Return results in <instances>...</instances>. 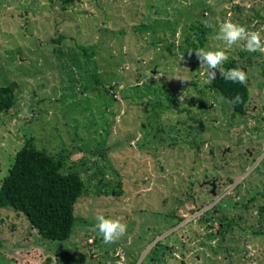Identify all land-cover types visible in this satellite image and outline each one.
Segmentation results:
<instances>
[{"label": "rangeland", "instance_id": "rangeland-1", "mask_svg": "<svg viewBox=\"0 0 264 264\" xmlns=\"http://www.w3.org/2000/svg\"><path fill=\"white\" fill-rule=\"evenodd\" d=\"M226 19L264 30V0H0V85L19 84L0 113V186L27 141L86 186L66 240L0 208V264H264L263 199L239 193L254 214L221 235L212 214L220 201L233 211L227 177L254 175L244 151L264 108V54L243 43L227 54L247 73L244 118L200 75L192 54L227 47ZM99 214L127 224L116 243L102 242Z\"/></svg>", "mask_w": 264, "mask_h": 264}, {"label": "trees", "instance_id": "trees-1", "mask_svg": "<svg viewBox=\"0 0 264 264\" xmlns=\"http://www.w3.org/2000/svg\"><path fill=\"white\" fill-rule=\"evenodd\" d=\"M206 29L200 28L203 35L206 34ZM59 36L55 41L65 37L61 33ZM201 43L203 44V40ZM194 54L195 52L192 55ZM230 67L242 68L236 58H229L224 64L225 70ZM206 86L229 101L239 95L240 103L230 102L233 111L235 114L247 112L251 101L247 83H232L217 73V78L206 83ZM18 87L17 81L0 85V113L16 104ZM64 161L63 157L39 149L31 141H27L16 152L15 162L0 186V208H11L25 214L41 237L51 240L70 238L76 220L75 208L86 188L84 179L78 172H62ZM3 244L0 226V249Z\"/></svg>", "mask_w": 264, "mask_h": 264}, {"label": "clouds", "instance_id": "clouds-1", "mask_svg": "<svg viewBox=\"0 0 264 264\" xmlns=\"http://www.w3.org/2000/svg\"><path fill=\"white\" fill-rule=\"evenodd\" d=\"M206 26H209L206 24ZM264 30H249L243 24L226 19L219 23L216 39L225 42L226 48L204 49L200 48L195 51L196 57L200 62L201 77H205V83H210L217 78V73L226 81L232 83L245 84L247 82V73L243 68L230 67L227 70L224 64L228 61L227 48L233 45L243 43L244 50L264 54ZM191 55V52H189ZM185 81V80H184ZM183 97H180L182 100ZM233 104L240 103L239 95L230 101ZM94 225L98 234L102 237V242L106 245L114 244L120 240L127 232V224L120 217L105 216L99 214L95 217Z\"/></svg>", "mask_w": 264, "mask_h": 264}, {"label": "flooded vegetation", "instance_id": "flooded-vegetation-1", "mask_svg": "<svg viewBox=\"0 0 264 264\" xmlns=\"http://www.w3.org/2000/svg\"><path fill=\"white\" fill-rule=\"evenodd\" d=\"M254 111H256L255 117H254V128H253V132L254 135H250V137H248V140L250 142V144L252 146H249L250 148H248L247 150H245L244 152H246V161L247 163L249 161H257V164H252L251 170L249 171L250 173L254 172V175L252 176V179H250L247 175L243 178V174H240L239 176H237L238 178L240 177V180H234L231 179L230 177H227V179L231 180L232 182L235 183V188L236 189V193L234 194V197H232V199H234L233 201H230V203L232 202V208L234 212H237L239 209L241 210V212H237V213H233L232 210H230V213L227 212V209L224 208L222 205V202L220 201V205L217 209L214 210V212L212 214H214L215 216H217L219 218V221H221L218 225L217 231H216V235H221V232L223 230H225L227 223L230 221L231 223H233V221H235L237 224L241 223V221H245L246 216H251L252 214H254V212H251L250 209V205L245 204L243 201V197L240 198L239 193H241L243 190L246 191H252L254 192V195L252 197V202L253 204L255 203V200L259 199H263L264 200V133L263 135H261L262 129H264V108H253ZM260 109L257 113V110ZM248 112V110H247ZM247 112L242 114V113H237L239 116H241L242 118H244L247 115ZM253 147V148H252ZM238 156L242 157L240 155V153H238ZM241 166V171L240 172H247L248 168H245V165H240ZM249 172H247L249 174ZM222 175V174H221ZM220 175V176H221ZM219 176V177H220ZM218 177V176H217ZM202 186H206L209 185L210 188L212 189V192L215 194L216 193V187L217 184H215L214 180L212 179H207L204 180L203 183L201 184ZM221 188V186H220ZM262 190V191H261ZM229 203V205H230ZM226 206V205H224ZM220 208H222L220 210ZM236 210V211H235ZM263 211H264V207H263ZM233 215V216H232ZM262 213H259L258 218L260 220H264V217L262 218ZM244 217V219L241 218ZM231 219V220H229ZM205 221H207V219H205ZM247 224L250 226L252 225V223L250 222V219L248 218L247 220ZM262 224L264 225V222H262ZM239 230L238 227L236 228V231ZM251 231L254 233V230L251 229ZM206 234V233H205ZM222 239H224V236H222Z\"/></svg>", "mask_w": 264, "mask_h": 264}]
</instances>
